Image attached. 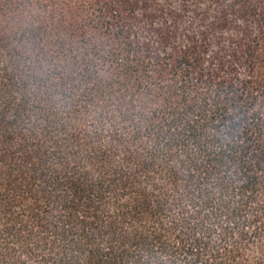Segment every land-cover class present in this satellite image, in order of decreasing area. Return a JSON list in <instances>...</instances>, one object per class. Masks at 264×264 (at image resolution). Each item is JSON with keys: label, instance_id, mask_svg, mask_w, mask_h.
<instances>
[{"label": "trees", "instance_id": "trees-1", "mask_svg": "<svg viewBox=\"0 0 264 264\" xmlns=\"http://www.w3.org/2000/svg\"><path fill=\"white\" fill-rule=\"evenodd\" d=\"M0 264H264V0H0Z\"/></svg>", "mask_w": 264, "mask_h": 264}]
</instances>
